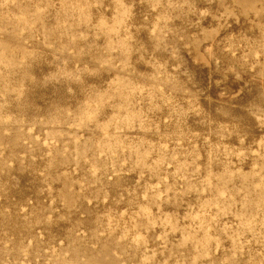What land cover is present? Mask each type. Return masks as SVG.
<instances>
[{
  "label": "rangeland",
  "instance_id": "1",
  "mask_svg": "<svg viewBox=\"0 0 264 264\" xmlns=\"http://www.w3.org/2000/svg\"><path fill=\"white\" fill-rule=\"evenodd\" d=\"M0 264H264V0H0Z\"/></svg>",
  "mask_w": 264,
  "mask_h": 264
}]
</instances>
